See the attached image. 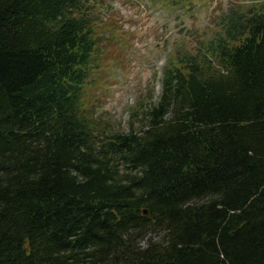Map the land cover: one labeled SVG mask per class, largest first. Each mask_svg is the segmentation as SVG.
<instances>
[{
	"label": "trees",
	"instance_id": "16d2710c",
	"mask_svg": "<svg viewBox=\"0 0 264 264\" xmlns=\"http://www.w3.org/2000/svg\"><path fill=\"white\" fill-rule=\"evenodd\" d=\"M105 6L0 0V264H264V7L171 54L119 133L90 94L106 33L128 49Z\"/></svg>",
	"mask_w": 264,
	"mask_h": 264
},
{
	"label": "rangeland",
	"instance_id": "374dc122",
	"mask_svg": "<svg viewBox=\"0 0 264 264\" xmlns=\"http://www.w3.org/2000/svg\"><path fill=\"white\" fill-rule=\"evenodd\" d=\"M104 1L106 6L97 12L98 19L115 34L127 38L128 49H115L111 34L106 33L103 45L112 51L103 68L93 75L94 82L102 87L90 94L98 97V117L109 130L119 133L142 128L143 114L161 95L163 71L171 50L208 48L233 10L264 7V0ZM137 109L140 116L134 117Z\"/></svg>",
	"mask_w": 264,
	"mask_h": 264
},
{
	"label": "water",
	"instance_id": "95a60500",
	"mask_svg": "<svg viewBox=\"0 0 264 264\" xmlns=\"http://www.w3.org/2000/svg\"><path fill=\"white\" fill-rule=\"evenodd\" d=\"M145 215H147V211H144ZM166 264H175V263H166Z\"/></svg>",
	"mask_w": 264,
	"mask_h": 264
}]
</instances>
